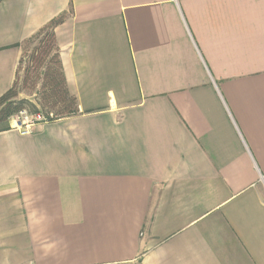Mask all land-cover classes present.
<instances>
[{"label":"crops","instance_id":"1","mask_svg":"<svg viewBox=\"0 0 264 264\" xmlns=\"http://www.w3.org/2000/svg\"><path fill=\"white\" fill-rule=\"evenodd\" d=\"M77 114L0 131V264H264V0H4L0 96L53 19Z\"/></svg>","mask_w":264,"mask_h":264},{"label":"trees","instance_id":"2","mask_svg":"<svg viewBox=\"0 0 264 264\" xmlns=\"http://www.w3.org/2000/svg\"><path fill=\"white\" fill-rule=\"evenodd\" d=\"M65 17L64 14L53 19L30 38V40H36L31 62L35 69H43L40 99L36 102L30 98H18L19 93L15 89L14 82L12 87L0 96V125H4L0 131L11 129L10 119L20 112L29 109L32 113H41L39 112L40 104L54 109L42 114H53L55 119L79 112L78 98L70 92L67 85L60 47L56 39V27L64 21Z\"/></svg>","mask_w":264,"mask_h":264},{"label":"rangeland","instance_id":"3","mask_svg":"<svg viewBox=\"0 0 264 264\" xmlns=\"http://www.w3.org/2000/svg\"><path fill=\"white\" fill-rule=\"evenodd\" d=\"M36 40H26L21 44V56L17 68L15 89L19 93L18 98H30L36 102L40 99V90L42 85L41 70L35 69V66L31 62L33 48ZM54 111L44 105H39V112L47 113ZM35 113L27 109L19 114L14 115L10 119V124L14 125L15 128L23 129L26 125L30 124L33 120ZM4 128V125H0V129ZM20 129V130H21Z\"/></svg>","mask_w":264,"mask_h":264},{"label":"built area","instance_id":"4","mask_svg":"<svg viewBox=\"0 0 264 264\" xmlns=\"http://www.w3.org/2000/svg\"><path fill=\"white\" fill-rule=\"evenodd\" d=\"M52 120H55V117L53 114L44 115L42 113H37L34 115L33 120L30 124L26 125L23 129L19 128L18 130L22 135H28L32 132L33 126L37 123L41 122H50ZM21 129V130H20Z\"/></svg>","mask_w":264,"mask_h":264}]
</instances>
